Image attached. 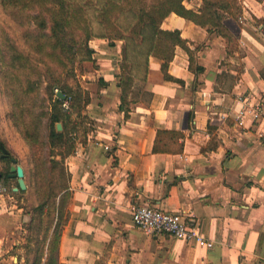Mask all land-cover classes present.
<instances>
[{"label": "crops", "instance_id": "0c3cea01", "mask_svg": "<svg viewBox=\"0 0 264 264\" xmlns=\"http://www.w3.org/2000/svg\"><path fill=\"white\" fill-rule=\"evenodd\" d=\"M247 1L250 10L242 7L238 17L243 25L228 15L222 20L237 36L235 48L170 13L161 27L180 31L202 69L190 70L188 54L176 46L168 80L161 60L150 56L145 76L134 78L126 112L117 86L123 42L89 41L92 66L82 87L93 125L65 160L71 197L60 264H264V139L248 115L238 119L240 96L264 103V0ZM183 4L196 10L201 0ZM158 129L179 133L169 151L152 150ZM8 186L0 193V262L26 264V193L14 190L16 178ZM134 202L187 212L213 246L143 232L131 222Z\"/></svg>", "mask_w": 264, "mask_h": 264}, {"label": "trees", "instance_id": "16d2710c", "mask_svg": "<svg viewBox=\"0 0 264 264\" xmlns=\"http://www.w3.org/2000/svg\"><path fill=\"white\" fill-rule=\"evenodd\" d=\"M184 1L102 0L94 16L95 32L84 2L0 0V82L14 110L12 114L20 117L19 131L28 146L29 162L34 166L25 168L28 187L35 191L33 202L25 208V214L30 215L23 225L26 264H60L58 245L71 197L65 160L93 125L85 114L89 92L81 86L77 72L80 63L91 58L89 41L104 38L123 42L117 86L118 107L126 112L134 78L145 76L150 56L161 60L160 70L168 80L174 79L168 74V64L176 46L188 54L190 70L202 69L195 62V50L189 48L180 31L161 27L170 13L229 39L230 33L222 20L224 14L237 15L236 0H201L196 10L187 8ZM126 11L131 13L132 21L124 28L118 20ZM132 44L131 55L128 46ZM138 45L140 49L136 51ZM41 89L42 101L46 104L35 113L34 109L40 106L37 101ZM55 89L65 98L56 97ZM64 102H67L66 109ZM58 122L62 126L59 131L56 130ZM178 136V132L158 129L152 150L169 151V140ZM2 148L7 150L0 141L1 154ZM7 151L3 157L0 154L3 164L0 178L9 187L8 168L13 154Z\"/></svg>", "mask_w": 264, "mask_h": 264}, {"label": "rangeland", "instance_id": "374dc122", "mask_svg": "<svg viewBox=\"0 0 264 264\" xmlns=\"http://www.w3.org/2000/svg\"><path fill=\"white\" fill-rule=\"evenodd\" d=\"M68 1H78V2H84L86 4V14L88 16V19L90 20L93 31L97 32V25L95 23L94 16H95L96 10L98 9V7H100L102 0H68ZM185 1H187L192 7H197V4L200 2V0H185ZM236 5L239 6V11L235 17H233V16L232 17L234 19H236L237 22L239 23L238 17L242 14V11H244V9L246 11H249L250 9L248 8L249 5H248L247 0H236ZM242 7H244V9H242ZM237 10H236V12H237ZM130 14L131 13L126 11L125 14H123L119 18L118 21H119V24L121 27H124V28L127 27L129 25V23L132 21V17ZM224 17H227V14H224ZM1 18H4V16H1ZM5 20H6V23H9L8 19H5ZM262 21L264 23V19H262ZM255 22L259 23V20L255 19ZM239 25H243V24L239 23ZM259 30L260 29L256 30L257 35H258ZM229 42H230V48H235L236 46L239 45V43L237 41V36H234V35H231V37H229ZM139 49H140V45H138L135 48L136 51ZM128 51H130V54L132 55L133 44L128 46ZM134 58H131V60L133 61ZM135 60L138 61V58L136 57ZM91 66H92V64L90 63V61L84 60L80 63L79 68H77L78 78H79L81 86L83 85L82 83L84 82L82 75ZM80 68H81V70H79ZM38 96H39V100L37 101V104L40 106H37L34 109L35 113H37L41 109V107L43 106L44 103L46 104L45 101H44V103L42 101V99L44 98V93H43L42 89L39 90ZM12 109L13 108L11 107L6 95L4 94L3 85L0 82V141H3L5 143V146H8L10 148L9 150L16 157V159H18L20 164L22 163L25 168L33 169L34 166L32 163L29 162V159H28L29 158L28 157V153H29L28 146L26 145L25 141L21 137V134L19 131L20 117L17 113L12 114V112L14 111ZM44 121L45 120H43V122ZM1 136H3V137H1ZM7 142L10 145H6ZM32 172H33V170H32ZM25 193H26V191H25ZM34 195H35V191L32 187H29L27 193L23 195V198H24L23 199V202H24L23 212H24V214H25V208L28 207L33 202ZM21 222L23 224V221H21ZM19 225H21V224H19ZM19 232H21V231L19 230ZM22 232H24V231H22ZM25 234H26V231H25ZM19 236H21V233H17V235H15L14 237L18 238ZM0 264H12V262L10 260L8 262L5 259L4 261H1Z\"/></svg>", "mask_w": 264, "mask_h": 264}, {"label": "built area", "instance_id": "2783aa9c", "mask_svg": "<svg viewBox=\"0 0 264 264\" xmlns=\"http://www.w3.org/2000/svg\"><path fill=\"white\" fill-rule=\"evenodd\" d=\"M56 93V89L54 90ZM242 103L238 112V119L242 122L248 115L251 121H255L260 135L264 139V103L253 100L250 95L238 98ZM67 108V102L63 104ZM1 154V152H0ZM7 191V186L0 178V193ZM131 222L134 226L146 233L169 234L186 242H195L198 245L212 247L213 242L202 236L195 223L187 212H169L147 204L134 202L130 204Z\"/></svg>", "mask_w": 264, "mask_h": 264}, {"label": "water", "instance_id": "95a60500", "mask_svg": "<svg viewBox=\"0 0 264 264\" xmlns=\"http://www.w3.org/2000/svg\"><path fill=\"white\" fill-rule=\"evenodd\" d=\"M56 97L60 98V99H64L65 95L60 91V90H56L55 93ZM62 126L61 123H56V130H61ZM8 153V151L5 148H2V154L1 156H5ZM58 158V157H57ZM8 176L11 178H16V182H17V186L14 187V190H21V191H25L27 188V184L26 181L24 179V168L21 164H19L17 162L16 158H11L10 160V166H9V173ZM30 219V215L29 214H24L23 216V223H27Z\"/></svg>", "mask_w": 264, "mask_h": 264}]
</instances>
